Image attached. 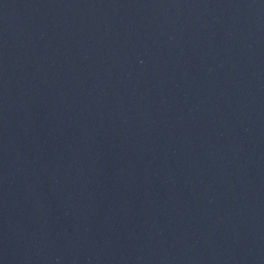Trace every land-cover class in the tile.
Returning <instances> with one entry per match:
<instances>
[{
  "label": "water",
  "instance_id": "water-1",
  "mask_svg": "<svg viewBox=\"0 0 264 264\" xmlns=\"http://www.w3.org/2000/svg\"><path fill=\"white\" fill-rule=\"evenodd\" d=\"M0 264H264V0H0Z\"/></svg>",
  "mask_w": 264,
  "mask_h": 264
}]
</instances>
